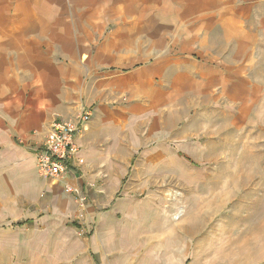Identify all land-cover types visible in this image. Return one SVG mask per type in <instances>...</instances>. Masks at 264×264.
Wrapping results in <instances>:
<instances>
[{
    "label": "crops",
    "instance_id": "1",
    "mask_svg": "<svg viewBox=\"0 0 264 264\" xmlns=\"http://www.w3.org/2000/svg\"><path fill=\"white\" fill-rule=\"evenodd\" d=\"M260 103L264 0H0V186L34 197L41 188L61 207L79 200L60 185L78 186L87 202L69 211L94 219L96 231L115 230L122 206L113 201L131 195L134 168L162 187L181 182L185 162L228 151L231 129L245 136V108ZM85 109L92 116L76 137L84 162L64 179L42 175L34 148L55 119ZM71 223L65 240L77 243ZM81 250V264L103 256Z\"/></svg>",
    "mask_w": 264,
    "mask_h": 264
},
{
    "label": "rangeland",
    "instance_id": "2",
    "mask_svg": "<svg viewBox=\"0 0 264 264\" xmlns=\"http://www.w3.org/2000/svg\"><path fill=\"white\" fill-rule=\"evenodd\" d=\"M247 105L245 136L231 129L228 151L214 152L207 165L204 153L200 161L185 162L181 182L171 178L162 187L156 175L146 182V170L134 168L128 175L131 195L123 192L113 201L122 209L112 231H96L94 219L69 211L81 206L78 196L79 203L71 206L67 200L61 207L41 188L34 197L1 185L0 264H81L83 244L89 257H99L102 250L93 264H264V104ZM157 189L160 197L153 199ZM57 193L68 192L60 185ZM26 218L36 220L13 226ZM71 222L79 225L77 243L74 237L65 240L72 234L65 229ZM47 224L63 228L48 231ZM105 240L110 249L99 247Z\"/></svg>",
    "mask_w": 264,
    "mask_h": 264
},
{
    "label": "built area",
    "instance_id": "3",
    "mask_svg": "<svg viewBox=\"0 0 264 264\" xmlns=\"http://www.w3.org/2000/svg\"><path fill=\"white\" fill-rule=\"evenodd\" d=\"M92 112L85 109L75 118H57L46 134L40 146L34 148V157L39 172L53 179H64L70 172V166L77 161L83 163L76 143L78 134L86 128ZM64 189L79 197L84 204L86 197L78 186L64 183Z\"/></svg>",
    "mask_w": 264,
    "mask_h": 264
}]
</instances>
